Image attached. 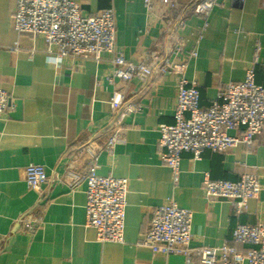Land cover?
I'll use <instances>...</instances> for the list:
<instances>
[{"label":"crops","instance_id":"0c3cea01","mask_svg":"<svg viewBox=\"0 0 264 264\" xmlns=\"http://www.w3.org/2000/svg\"><path fill=\"white\" fill-rule=\"evenodd\" d=\"M70 1L80 5L83 16L115 12L117 50L128 62L138 63L147 50L171 53L175 34L168 36L163 29L176 14L168 15L158 0L151 11L142 0ZM176 1L190 6L201 0ZM218 3L202 37L203 20L190 10L177 32L184 53L197 51L186 77L197 84L203 109L212 105L220 87L245 80L257 44L263 51L256 82L264 86V0H245L243 6H233L232 0ZM14 7L15 0H0V88L14 106L0 123V264H201L196 257H165L139 245L155 210L170 201L193 214L192 249H217L226 243L246 255L251 247L234 242L232 233L239 225L264 224V133L230 153L206 151L199 161L183 153L174 184L161 161L159 139L160 127L174 123L176 76H156L146 83L136 79L122 87L126 101L137 102L140 109L123 122L125 142L109 150L110 101L122 86L110 82L113 55L103 53L97 61L67 59L60 66L45 53L41 38L12 28ZM89 143L98 153V175L128 181L121 243H99L96 230L86 227V182L74 192L45 185L44 193L28 189L25 182L30 165L53 176L74 162L75 171L86 175L90 161L79 150ZM247 173L258 176L262 191L244 214L237 215L227 200L205 199L206 174L213 181L238 182ZM33 211L43 223L30 234L18 221Z\"/></svg>","mask_w":264,"mask_h":264},{"label":"built area","instance_id":"2783aa9c","mask_svg":"<svg viewBox=\"0 0 264 264\" xmlns=\"http://www.w3.org/2000/svg\"><path fill=\"white\" fill-rule=\"evenodd\" d=\"M142 1L149 11L155 8L154 0ZM158 1L168 15L176 14L175 18H169L163 29L168 36L175 34L172 51L159 53L147 50L136 64L128 62L117 50V26L113 10L83 16L80 5L70 0H15L10 22L17 33L41 38L46 45L45 53L55 57L60 66L67 59L97 61L103 53L113 55L115 69L110 82L117 80L122 86L114 91L110 101L109 150L125 142L123 122L140 109L137 102L126 101L122 87L136 79L146 83L156 76L175 75L177 101L174 123L160 127L159 145L162 149L161 161L170 169L173 183L177 184L183 153H190L195 161H199L206 151L230 153L241 145L250 146L257 136L264 133V86L256 82V69L263 49L257 44L245 80L220 87L212 105L203 109L197 84L186 77L189 62L197 57V51L184 53L183 40L177 32L185 26L183 16L190 10V14L203 20L200 30L202 37L208 29V20L214 8L219 6L218 0H201L190 6H182L176 0ZM232 2L236 4L233 6H243L245 0ZM17 49L18 44H15L13 50ZM13 107L10 94L0 88V123L5 121ZM79 154L86 155L90 161L86 175L75 171L74 162L62 174L53 176L42 166L30 165L26 169V185L39 193L45 192V185L50 188L61 185L74 192L86 182V227L96 230L99 243H121L125 229L128 181L97 174L98 153L94 143L81 147ZM202 188L207 201L227 200L237 215L244 214L249 202L258 200L262 191L258 176L251 173L244 174L238 182L213 181L206 174ZM18 223L32 234L42 225L43 218L38 211H33L21 217ZM192 223L191 211L178 207L174 201L167 202L155 210L147 235L139 245L165 257L180 255L188 260L196 257L201 264H264V224L239 225L235 228L233 241L251 247L246 255H241L226 243L217 249H192Z\"/></svg>","mask_w":264,"mask_h":264}]
</instances>
